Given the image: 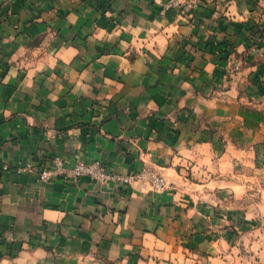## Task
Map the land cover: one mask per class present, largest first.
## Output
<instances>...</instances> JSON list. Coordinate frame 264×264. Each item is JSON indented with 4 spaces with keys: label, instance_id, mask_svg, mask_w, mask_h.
Wrapping results in <instances>:
<instances>
[{
    "label": "crops",
    "instance_id": "obj_1",
    "mask_svg": "<svg viewBox=\"0 0 264 264\" xmlns=\"http://www.w3.org/2000/svg\"><path fill=\"white\" fill-rule=\"evenodd\" d=\"M241 7L0 0V264H148L187 240L183 187L143 175L227 169L254 143V90L228 58L247 41ZM53 155L107 176L43 177Z\"/></svg>",
    "mask_w": 264,
    "mask_h": 264
},
{
    "label": "rangeland",
    "instance_id": "obj_2",
    "mask_svg": "<svg viewBox=\"0 0 264 264\" xmlns=\"http://www.w3.org/2000/svg\"><path fill=\"white\" fill-rule=\"evenodd\" d=\"M242 2L247 41L228 58L235 75L244 78V87L254 90L243 96L260 120L254 143L227 169L178 165L172 174L181 184L169 182L159 169L144 171L156 187H183L194 223L186 241L170 251L164 248L148 264H264V0ZM252 64L258 65L254 79L247 80Z\"/></svg>",
    "mask_w": 264,
    "mask_h": 264
},
{
    "label": "built area",
    "instance_id": "obj_3",
    "mask_svg": "<svg viewBox=\"0 0 264 264\" xmlns=\"http://www.w3.org/2000/svg\"><path fill=\"white\" fill-rule=\"evenodd\" d=\"M47 162L49 163L47 164ZM47 162L44 163L43 160H36V167H38V171L43 177H47L52 171L73 177L74 179L82 176H88L92 179H104L107 176L102 162L98 160L80 162L72 167H66L59 156L53 155ZM30 165L27 166V169L31 167ZM130 179L131 177L126 178V180Z\"/></svg>",
    "mask_w": 264,
    "mask_h": 264
}]
</instances>
